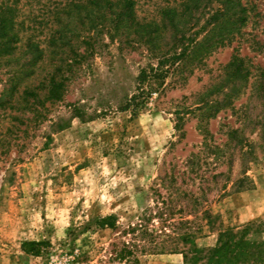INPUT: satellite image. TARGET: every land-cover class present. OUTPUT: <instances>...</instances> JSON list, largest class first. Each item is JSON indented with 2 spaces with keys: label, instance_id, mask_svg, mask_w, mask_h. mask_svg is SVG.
<instances>
[{
  "label": "rangeland",
  "instance_id": "obj_1",
  "mask_svg": "<svg viewBox=\"0 0 264 264\" xmlns=\"http://www.w3.org/2000/svg\"><path fill=\"white\" fill-rule=\"evenodd\" d=\"M238 1L244 22L201 0L156 48L105 33L80 45L61 99L9 149L0 106V264H183L185 219L200 247L248 222L264 239V0ZM181 2L138 0L136 14Z\"/></svg>",
  "mask_w": 264,
  "mask_h": 264
},
{
  "label": "trees",
  "instance_id": "obj_2",
  "mask_svg": "<svg viewBox=\"0 0 264 264\" xmlns=\"http://www.w3.org/2000/svg\"><path fill=\"white\" fill-rule=\"evenodd\" d=\"M137 1L0 0V63L3 60L4 64L11 66L0 98V106L9 109L5 133L8 149L19 132L26 140L29 131L45 119L47 105L61 99L67 80L64 68H70L85 57V53L78 51L80 45L84 46V51L92 53L98 36L105 33L128 45L144 43L155 47L169 29V24L176 26L177 17L193 14L201 2L182 0L178 6L162 7L159 20H147L146 17L138 18ZM222 4L224 8L217 10V16L229 15L236 21H245L246 9L242 6L235 8L240 4L238 0H225ZM185 27L187 24L183 23L177 30ZM43 59H56L57 65L35 83ZM24 145L25 141L20 146ZM170 180L173 181L172 177ZM195 201L197 198L193 197ZM161 202L164 204L163 200ZM162 210L159 208L157 212L161 215ZM203 212L211 220V214L206 210ZM99 225L113 227L112 216L99 219ZM141 226L140 223L138 227ZM172 227L182 244L179 252L183 264L264 263V239L257 236L259 226L253 222L219 230L215 244L209 247L195 243L189 220H179ZM173 246L177 249L176 243ZM29 250L33 252V249Z\"/></svg>",
  "mask_w": 264,
  "mask_h": 264
}]
</instances>
